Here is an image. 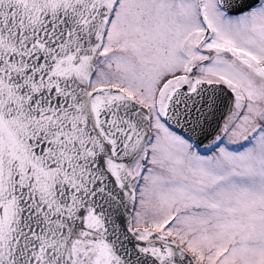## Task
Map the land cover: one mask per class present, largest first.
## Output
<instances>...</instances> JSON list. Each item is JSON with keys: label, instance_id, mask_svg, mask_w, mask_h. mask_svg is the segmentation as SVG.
<instances>
[{"label": "snow or ice", "instance_id": "obj_1", "mask_svg": "<svg viewBox=\"0 0 264 264\" xmlns=\"http://www.w3.org/2000/svg\"><path fill=\"white\" fill-rule=\"evenodd\" d=\"M0 264H264V0H0Z\"/></svg>", "mask_w": 264, "mask_h": 264}]
</instances>
